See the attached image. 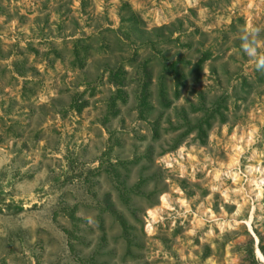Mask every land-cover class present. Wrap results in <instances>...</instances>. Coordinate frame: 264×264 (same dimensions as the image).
Returning a JSON list of instances; mask_svg holds the SVG:
<instances>
[{
    "label": "rangeland",
    "instance_id": "1",
    "mask_svg": "<svg viewBox=\"0 0 264 264\" xmlns=\"http://www.w3.org/2000/svg\"><path fill=\"white\" fill-rule=\"evenodd\" d=\"M252 29L264 0H0V264H264Z\"/></svg>",
    "mask_w": 264,
    "mask_h": 264
},
{
    "label": "clouds",
    "instance_id": "2",
    "mask_svg": "<svg viewBox=\"0 0 264 264\" xmlns=\"http://www.w3.org/2000/svg\"><path fill=\"white\" fill-rule=\"evenodd\" d=\"M259 29L248 30L247 33L242 36V48L246 55L255 61V67L258 71H264V56H260L257 52V40L255 36L258 35Z\"/></svg>",
    "mask_w": 264,
    "mask_h": 264
},
{
    "label": "bare ground",
    "instance_id": "3",
    "mask_svg": "<svg viewBox=\"0 0 264 264\" xmlns=\"http://www.w3.org/2000/svg\"><path fill=\"white\" fill-rule=\"evenodd\" d=\"M260 254V253H259ZM263 258V257H262ZM264 259V258H263Z\"/></svg>",
    "mask_w": 264,
    "mask_h": 264
}]
</instances>
